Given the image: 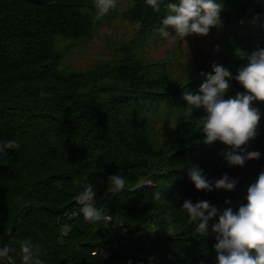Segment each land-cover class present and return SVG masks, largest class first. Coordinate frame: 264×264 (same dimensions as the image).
Instances as JSON below:
<instances>
[{"label": "trees", "instance_id": "16d2710c", "mask_svg": "<svg viewBox=\"0 0 264 264\" xmlns=\"http://www.w3.org/2000/svg\"><path fill=\"white\" fill-rule=\"evenodd\" d=\"M0 264H264V0H0Z\"/></svg>", "mask_w": 264, "mask_h": 264}, {"label": "rangeland", "instance_id": "374dc122", "mask_svg": "<svg viewBox=\"0 0 264 264\" xmlns=\"http://www.w3.org/2000/svg\"><path fill=\"white\" fill-rule=\"evenodd\" d=\"M135 31V27L128 24L127 22H117L110 27H103L100 29L99 34L92 41H90L82 49H75L73 56L68 59L70 65L76 69H84L90 65L95 64L101 59H104L108 56L116 55L115 51L110 50L107 47L105 35L114 37L117 42H123L130 40ZM202 33L198 31H190L189 33L179 32L171 36L165 37L163 42L157 44H150L146 47L147 58L161 59L164 58L167 54V51L171 49L175 44L181 43L182 47L186 48V54H189L187 47L195 44V41ZM195 40V41H194ZM198 44V43H197ZM208 47V45H207ZM148 184H151L149 181ZM87 201L84 203L90 205L93 208V203L95 200L91 198L88 193L84 194ZM86 208L88 206H85ZM96 209H93L95 212ZM109 217H107L108 220Z\"/></svg>", "mask_w": 264, "mask_h": 264}, {"label": "built area", "instance_id": "2783aa9c", "mask_svg": "<svg viewBox=\"0 0 264 264\" xmlns=\"http://www.w3.org/2000/svg\"><path fill=\"white\" fill-rule=\"evenodd\" d=\"M85 201H87V199H86V196L83 194V195H81L80 197H79V200H78V202L79 203H86ZM86 206H88L87 208L84 206L83 207V209H82V211L84 212V213H89V214H91V213H93L94 211H93V208L90 206V205H86Z\"/></svg>", "mask_w": 264, "mask_h": 264}, {"label": "water", "instance_id": "95a60500", "mask_svg": "<svg viewBox=\"0 0 264 264\" xmlns=\"http://www.w3.org/2000/svg\"><path fill=\"white\" fill-rule=\"evenodd\" d=\"M122 233V230L121 229H116L115 231H114V234H121Z\"/></svg>", "mask_w": 264, "mask_h": 264}, {"label": "clouds", "instance_id": "9594fccd", "mask_svg": "<svg viewBox=\"0 0 264 264\" xmlns=\"http://www.w3.org/2000/svg\"><path fill=\"white\" fill-rule=\"evenodd\" d=\"M91 198H92V197H91ZM86 205H87V204H86ZM86 205H85V206H86ZM82 209H83V208H82ZM82 212H83V211H82ZM83 213H84V212H83ZM93 213H94V212H93ZM87 214H89V213H87Z\"/></svg>", "mask_w": 264, "mask_h": 264}, {"label": "bare ground", "instance_id": "6f19581e", "mask_svg": "<svg viewBox=\"0 0 264 264\" xmlns=\"http://www.w3.org/2000/svg\"><path fill=\"white\" fill-rule=\"evenodd\" d=\"M81 204H83V203H81Z\"/></svg>", "mask_w": 264, "mask_h": 264}]
</instances>
